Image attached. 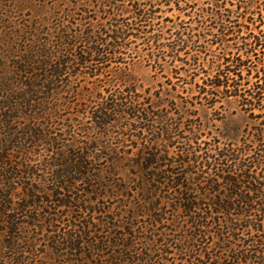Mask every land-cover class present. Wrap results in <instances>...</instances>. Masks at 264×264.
Masks as SVG:
<instances>
[{"label": "rangeland", "instance_id": "1", "mask_svg": "<svg viewBox=\"0 0 264 264\" xmlns=\"http://www.w3.org/2000/svg\"><path fill=\"white\" fill-rule=\"evenodd\" d=\"M246 2L250 3L251 10L259 14L253 15L242 9V3ZM100 5L99 0H0V45L5 48L4 59L0 58L2 71L7 74L19 62L18 59L21 60V50L27 42L31 44L39 40L55 44L60 36L76 35L83 29L112 30L109 23L113 21L101 12ZM138 5L152 17V26L146 30L138 28L150 31L147 35H156L162 46L152 48L153 55L149 60L144 44L146 40L143 42L141 38L143 34H140L139 39L129 36L126 39L128 47L121 50L119 62L108 64L107 70L110 69L111 73L109 75L108 72L105 79L84 76L83 73L74 78V85H77L75 90L83 88L82 94L88 92L96 96L66 98L72 102L69 107L63 105L66 113L62 111V118L67 119V125L69 117L75 118L78 130L75 137L68 134L62 137L67 145L77 139L75 151L83 146L94 149L93 152L103 157V162L96 166L98 169H104L109 164L105 159L110 157V150L118 157L129 159L135 158L141 150L150 149L152 145L168 153L167 157L171 159L187 151L195 152L198 163L194 171L199 173L196 176L203 181L198 187H204L206 179L217 178L214 171L221 169L208 156L217 154L229 143L237 149L245 148L250 152L249 156L264 149V135L257 132L264 129L260 118L245 112L235 97H215L217 102H213V97L205 98L207 96L202 93L203 90H209L203 84V79L206 75H214L213 66L224 55L228 57L226 53L233 42L240 41L248 31L254 35L258 31L264 33V0H141ZM120 7L121 4H118V11L112 12L125 23H131L134 20L131 11L137 6L125 3L123 8ZM232 23L242 25L244 30L236 34L238 36L234 41L235 36L230 31V35L225 37L228 39L226 43L230 45L227 48L216 37L223 27H229ZM109 35L102 34L101 38L104 41V36L109 39ZM179 39L185 44L182 48L180 46L173 58L170 50ZM7 43L10 45L8 49ZM87 46L84 45V48ZM251 65L256 66V63ZM115 73L124 74L133 82L130 85L123 82L108 85L107 81L113 80ZM210 90L218 93L212 88ZM118 92L127 94L128 104L137 103L142 110L150 111L148 116L145 113L142 116L156 130L161 125H171L173 138L164 141L158 134L148 131V122L143 123L133 115L124 116L120 120L121 127H115L109 133L100 135L101 131L91 132L93 124L89 110L105 102L99 98L101 95ZM132 95L135 97H129ZM78 111L80 114H77ZM159 116H165L166 119L162 120ZM82 124L91 129L89 133L83 132ZM140 126L146 130L139 129ZM57 128L58 134H61L63 128L60 125ZM155 139L156 142H153ZM33 151L22 161L24 166L34 169L35 175L7 182L13 191V196L7 199L15 203L13 206L16 209L24 200L22 186L28 183L31 189L41 190V193L36 194L35 201H43L44 204H39L41 208L27 210V214L7 205L8 210L0 219L6 220L9 216L13 225L10 226L12 231L7 232L8 225L0 223V264H235L223 252L220 255L219 249L212 246L210 239L205 240V244L193 242V250H181L184 244L180 239L190 232H186L187 227L181 221L173 224L174 215L167 207L157 212L164 220L152 223L148 213L138 206L141 199H138L135 191L136 179L131 176L132 168L126 173L121 170L118 172L122 184L129 187L124 197L102 190L103 194L99 197L85 196L90 202L82 206L77 203L71 209L55 207L49 203L55 199L49 193L56 188L49 181L45 169L51 155L46 148H35ZM81 151L86 152L87 149ZM9 155L8 163L16 166L19 153L14 151ZM206 160L209 165L205 163ZM177 169L181 171L183 168ZM203 170L205 172L202 175ZM77 187L82 189L84 185ZM223 188L219 189L221 193L225 191ZM174 193L173 190L162 188L158 195L172 198ZM195 193L202 195L204 191ZM208 193L213 195L217 192ZM77 196L78 193L73 191V197L76 199ZM44 205L47 207L42 208ZM159 207H165L163 200ZM29 214L38 221L29 218ZM49 222L52 225H48ZM31 223H35V226L29 225ZM70 237L77 239L76 249H72L65 240L62 241ZM185 245H188L187 242Z\"/></svg>", "mask_w": 264, "mask_h": 264}, {"label": "trees", "instance_id": "2", "mask_svg": "<svg viewBox=\"0 0 264 264\" xmlns=\"http://www.w3.org/2000/svg\"><path fill=\"white\" fill-rule=\"evenodd\" d=\"M140 1L99 0L102 4L101 12L107 14L113 21L109 23L113 27L112 30L107 29L106 32L105 29L101 31L83 29L76 35L60 36L56 42L54 41L55 44L39 40L33 41V44L27 42L25 48L21 50V60L19 58V62L8 70L7 74L2 71L3 67H0V218L5 216L8 204L11 207L15 205L7 199L13 196V191L7 182L35 175L34 169L24 166L22 159L33 154L35 148H46L51 156L45 169L49 174V181L56 188L49 193L55 198L49 203L55 207L71 209L77 203L82 206L90 202L84 198L85 196L99 197L103 194L102 190H105L104 193L111 192L124 197L129 187L122 184L118 172L121 170L126 173L132 168L131 176L136 179L135 182L133 180L136 184L135 191L138 199H141L138 206L148 213L152 223L164 220L157 212H162L167 207L174 215L173 224L181 221L185 224L184 227H187L186 232H190L180 239L184 244L181 250L185 252L187 248L193 250L195 246L193 242L205 244V240L210 239L212 246L215 245V248L219 249L220 255L223 252L235 264H264V149L255 151V154L249 156L250 152L245 148L237 149L234 148L235 145L229 143L217 154L208 156L215 161V164L217 163V168L221 169H217L218 172L214 171V176L217 178L206 179L205 186L199 188V183L203 181L198 179L197 171H194L198 163L195 152L187 151L171 159L167 157L168 153H163L152 145L150 149L141 150L135 158L129 159L118 157L110 150V157L105 159L109 164L104 169H98L96 166L103 162V157L87 146L75 151L77 139L67 145L62 137L67 134L75 137L78 130L75 118L69 117L68 125L67 119L62 118V111L65 110L62 108L63 105L69 107L72 102L66 98L70 99L73 96L81 99V96L86 95L94 98L95 95L88 92L82 94L83 88L75 90L77 85H74V78H78L83 73L84 76L105 79L107 73L109 72V75L111 73L110 69L107 70L108 64L119 62L121 50L128 47L126 39L129 36L139 39L140 34H143L141 38L143 42L146 40L144 44L147 46L149 60L153 55L152 48L157 45L162 46L156 35H147L150 31H141L138 28L146 30L147 27L152 26V17L139 7ZM125 3H134L137 6L131 11L134 15L131 23H125L121 17H117L112 12V10L118 11V4H121V9ZM242 4L241 8L249 11L250 14H259L250 9V3ZM244 28L248 30L247 27ZM134 30L140 33H133ZM243 30L242 25L232 23L229 27H223L216 38L228 48L230 45L226 43L228 39L225 37L229 36L231 31L235 36L232 40L234 41L238 36L236 34ZM107 33L110 34L109 39L104 36L103 41L101 35ZM184 44L185 42L179 39L177 45L171 47V57L174 58L180 46L182 48ZM84 45L88 46L84 48ZM6 47L7 49L10 47L9 43ZM230 48V52L226 53L228 57L224 55L219 59V63L213 66L214 75H206L203 79V84L209 87V90H203L202 93L207 96L205 98L213 97V102H217L215 97L219 99L235 97L240 101L245 112L260 118L261 124L264 125V33L258 31V34L254 35L252 31H248L240 41L233 42ZM3 49L5 48L0 45L2 59H4ZM252 63H256V66H252ZM114 75L113 80L107 81L108 85L119 82L130 85L133 82L124 74ZM210 88L218 93H213ZM99 98L105 102L89 110L93 124L91 132L98 130L101 131L100 135L109 133L115 127H121L120 120L128 115L136 116V119L143 123L148 122L142 115L145 113L148 116L150 111L142 110L137 103L128 104L127 94L118 92L108 96L101 95ZM77 114L80 112L78 111ZM159 118L166 119L165 116ZM150 124L151 122H148L147 128L152 134H158L167 142L173 138L171 125H161L160 129L156 130L154 125ZM58 125L63 128L61 134H58ZM81 128L86 133L91 130L85 124H82ZM139 129L146 130L143 126ZM257 132L264 135L263 128ZM27 146L29 147L26 148ZM83 148L87 151H81ZM14 151L19 153L16 166L8 163L9 153ZM205 163L210 164L208 160ZM178 167L183 169L178 171ZM205 170L201 172L202 175ZM201 178L205 179L203 176ZM81 184L84 188L78 189L77 186ZM22 188L23 203L18 204L16 209L13 206L12 209L27 214L29 209L41 208L39 204L43 205V201H35L36 194L41 193V190L31 189L28 183H24ZM162 188L173 190L175 195L172 198L160 197L158 193ZM220 188L225 191L221 193ZM73 191L78 193L76 199L73 197ZM199 191L204 193L202 195L195 193ZM207 191L217 193L212 195ZM161 200L165 207H159ZM44 207L47 205L42 208ZM157 216L159 219H156ZM28 217L35 222L38 221L32 214ZM12 222L9 216L6 220L0 219V223L8 225L7 232L12 231L10 227L13 225ZM29 225L35 226V223ZM48 225H52V222ZM245 234L247 237H242ZM64 240L72 249L77 248V239L70 237L63 238L62 241ZM185 242L188 245H185ZM90 244L94 246L93 242Z\"/></svg>", "mask_w": 264, "mask_h": 264}]
</instances>
